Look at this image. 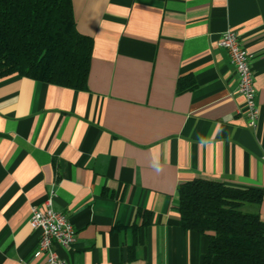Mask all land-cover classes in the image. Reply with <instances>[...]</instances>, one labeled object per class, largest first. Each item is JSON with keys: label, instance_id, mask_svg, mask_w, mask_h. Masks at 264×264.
I'll use <instances>...</instances> for the list:
<instances>
[{"label": "crops", "instance_id": "1", "mask_svg": "<svg viewBox=\"0 0 264 264\" xmlns=\"http://www.w3.org/2000/svg\"><path fill=\"white\" fill-rule=\"evenodd\" d=\"M71 2L85 87L0 78V264H46L28 217L48 195L76 230L62 264H202L207 238L178 212L195 178L259 189L244 207L264 223V0ZM225 29L250 55L254 127Z\"/></svg>", "mask_w": 264, "mask_h": 264}, {"label": "trees", "instance_id": "2", "mask_svg": "<svg viewBox=\"0 0 264 264\" xmlns=\"http://www.w3.org/2000/svg\"><path fill=\"white\" fill-rule=\"evenodd\" d=\"M92 38L75 25L71 0H0V78L12 74L85 87ZM192 87L178 82V90ZM261 191L195 178L178 186L183 229L207 238L202 264H264Z\"/></svg>", "mask_w": 264, "mask_h": 264}, {"label": "built area", "instance_id": "3", "mask_svg": "<svg viewBox=\"0 0 264 264\" xmlns=\"http://www.w3.org/2000/svg\"><path fill=\"white\" fill-rule=\"evenodd\" d=\"M218 45L226 50L237 73V93L243 100L242 113L247 125L254 127L258 110L250 55L240 42L237 32L232 29L222 31ZM28 223L33 229L39 230L38 251L44 253L46 264H62L54 244L69 246L76 238V230L64 213L53 209L51 195L45 198L42 208L32 206Z\"/></svg>", "mask_w": 264, "mask_h": 264}, {"label": "rangeland", "instance_id": "4", "mask_svg": "<svg viewBox=\"0 0 264 264\" xmlns=\"http://www.w3.org/2000/svg\"><path fill=\"white\" fill-rule=\"evenodd\" d=\"M244 210H246L247 208L246 207H243Z\"/></svg>", "mask_w": 264, "mask_h": 264}]
</instances>
